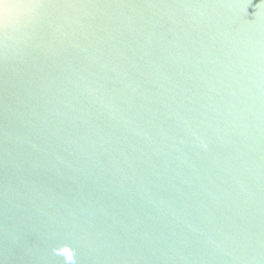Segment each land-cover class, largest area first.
I'll return each mask as SVG.
<instances>
[{"label":"water","instance_id":"95a60500","mask_svg":"<svg viewBox=\"0 0 264 264\" xmlns=\"http://www.w3.org/2000/svg\"><path fill=\"white\" fill-rule=\"evenodd\" d=\"M0 264H264V0H0Z\"/></svg>","mask_w":264,"mask_h":264}]
</instances>
